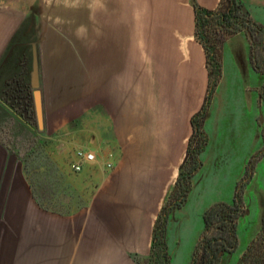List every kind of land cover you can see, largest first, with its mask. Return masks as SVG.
Returning a JSON list of instances; mask_svg holds the SVG:
<instances>
[{"label": "crops", "instance_id": "crops-1", "mask_svg": "<svg viewBox=\"0 0 264 264\" xmlns=\"http://www.w3.org/2000/svg\"><path fill=\"white\" fill-rule=\"evenodd\" d=\"M219 1L0 0V112H20V102H26L41 139L55 133L61 152L74 146L94 153L80 171L70 168L84 197L82 208L56 216L35 204L21 208L28 188L17 154L0 138V213L6 214L0 229L19 228L16 222L27 219L29 232L42 234L38 243L50 261L116 259L112 254L125 255L134 239L149 253L153 223L177 178L191 134L190 117L207 85L206 75L197 100L187 50L193 54L198 43L204 65L205 57L194 35L193 3L215 9ZM245 37L240 32L224 43L219 87L227 49L236 57V44L244 38L249 57ZM187 41L190 49L183 47ZM181 60L187 65L183 71ZM234 101L229 105L213 95L201 159L222 158L225 142L216 141L214 132L210 145L211 130L225 112L245 115L243 100ZM246 114L250 121L252 115Z\"/></svg>", "mask_w": 264, "mask_h": 264}, {"label": "rangeland", "instance_id": "rangeland-1", "mask_svg": "<svg viewBox=\"0 0 264 264\" xmlns=\"http://www.w3.org/2000/svg\"><path fill=\"white\" fill-rule=\"evenodd\" d=\"M241 1L253 18L264 23V0ZM190 43H183V47L190 49ZM236 46L239 49L236 57H230L227 49L222 86L218 84L213 95L216 94L222 103L227 102L229 96V105L234 104V100H243L245 115L225 112L220 122L213 125L210 145L214 144L215 132L216 141L225 142L226 148L222 151L221 159H204L202 156V167L191 180L192 188L185 204L173 210L169 216L166 240L171 264H189L192 250L202 231V212L215 201L231 199L234 185L243 175L247 160L263 146L261 131L264 126V102L259 93L264 84V75L252 69L246 40L242 38ZM243 46L246 48L244 53L241 50ZM199 47L196 43L193 54L187 50V54L192 57L190 66L195 69L194 92L197 100L206 83V69ZM180 64L183 71L187 65L182 60ZM180 87L183 88L182 81ZM16 104L17 101L13 102V105ZM20 104V112H0V138L17 154L21 175L28 188V202L26 199V203L20 200L21 208L23 204H35L43 211L51 210L56 216L81 209L84 197L78 180L70 175L72 170L69 166L75 158L76 149L69 146L61 152L59 137L55 133L47 141L41 139L34 112H27L26 102ZM246 112L252 115L250 121ZM174 181L168 191L174 186ZM244 203L246 212L240 218L237 229L238 247L233 253L223 255L220 264H236L238 256L264 220V156L255 163L253 176L245 186ZM3 215L6 216L0 213V220ZM36 216L43 222L42 215ZM13 222L15 224L16 220ZM16 223L19 228L0 229V264H144L148 256L143 242L134 239L131 246H125L131 248L126 251L129 253L123 249L125 255L117 252L112 254L116 259L50 261L45 259L47 255L44 247L38 243V236L42 234L36 236L33 231L29 232L27 219ZM115 248L118 250V246ZM123 256L126 258H121Z\"/></svg>", "mask_w": 264, "mask_h": 264}, {"label": "trees", "instance_id": "trees-1", "mask_svg": "<svg viewBox=\"0 0 264 264\" xmlns=\"http://www.w3.org/2000/svg\"><path fill=\"white\" fill-rule=\"evenodd\" d=\"M193 7L194 35L201 44L205 57V96L200 107L190 117L191 134L185 154L174 186L153 223L150 250L144 264H171L166 240L168 219L174 209L185 204L192 188L191 180L202 167L200 154L208 142L203 126L222 76L224 43L233 35L244 33L249 42L251 67L264 75V24L245 10L241 0H220L215 9H206L195 3ZM259 94L264 102V84ZM261 133L263 146L247 160L243 175L234 185L231 200L215 201L202 212V231L192 250L189 264H220L223 255L237 249L238 223L246 212L244 189L253 176L255 163L264 156V126ZM236 264H264V220L238 256Z\"/></svg>", "mask_w": 264, "mask_h": 264}, {"label": "built area", "instance_id": "built-area-1", "mask_svg": "<svg viewBox=\"0 0 264 264\" xmlns=\"http://www.w3.org/2000/svg\"><path fill=\"white\" fill-rule=\"evenodd\" d=\"M94 153L85 148H77L75 151V158L70 163V168L78 172L86 163L93 161Z\"/></svg>", "mask_w": 264, "mask_h": 264}, {"label": "water", "instance_id": "water-1", "mask_svg": "<svg viewBox=\"0 0 264 264\" xmlns=\"http://www.w3.org/2000/svg\"><path fill=\"white\" fill-rule=\"evenodd\" d=\"M35 62L33 63V73H32V84L33 86H37V74H36V69H35ZM33 99H34V106H35V114L37 117L38 122L40 123L41 121V101H40V95H39V91L35 90L33 93Z\"/></svg>", "mask_w": 264, "mask_h": 264}]
</instances>
